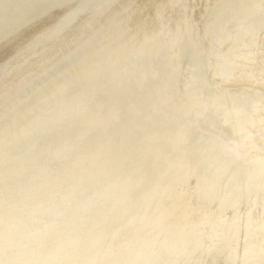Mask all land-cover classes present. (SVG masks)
Listing matches in <instances>:
<instances>
[{
  "label": "bare ground",
  "instance_id": "1",
  "mask_svg": "<svg viewBox=\"0 0 264 264\" xmlns=\"http://www.w3.org/2000/svg\"><path fill=\"white\" fill-rule=\"evenodd\" d=\"M262 184V0H0V264H261Z\"/></svg>",
  "mask_w": 264,
  "mask_h": 264
},
{
  "label": "snow or ice",
  "instance_id": "2",
  "mask_svg": "<svg viewBox=\"0 0 264 264\" xmlns=\"http://www.w3.org/2000/svg\"><path fill=\"white\" fill-rule=\"evenodd\" d=\"M262 5H264V0H262ZM195 10H196L195 7L191 8V11L193 13H195ZM220 27H221V25L219 23H213L211 21H209L205 24L206 31H208V32H212L216 29H219ZM261 194L264 195V184H262V186H261ZM245 264H247V262H245ZM261 264H264V261H262Z\"/></svg>",
  "mask_w": 264,
  "mask_h": 264
}]
</instances>
